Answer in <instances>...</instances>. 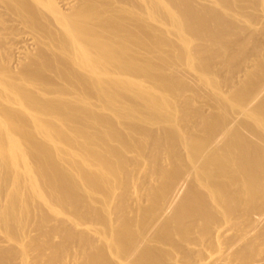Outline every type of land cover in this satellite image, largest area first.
Masks as SVG:
<instances>
[{
  "label": "bare ground",
  "instance_id": "obj_1",
  "mask_svg": "<svg viewBox=\"0 0 264 264\" xmlns=\"http://www.w3.org/2000/svg\"><path fill=\"white\" fill-rule=\"evenodd\" d=\"M0 264H264V0H0Z\"/></svg>",
  "mask_w": 264,
  "mask_h": 264
}]
</instances>
